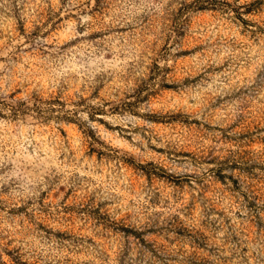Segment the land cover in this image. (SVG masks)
<instances>
[{
  "label": "rangeland",
  "instance_id": "rangeland-1",
  "mask_svg": "<svg viewBox=\"0 0 264 264\" xmlns=\"http://www.w3.org/2000/svg\"><path fill=\"white\" fill-rule=\"evenodd\" d=\"M220 1L0 0V97L84 100L0 117V264H264V0Z\"/></svg>",
  "mask_w": 264,
  "mask_h": 264
},
{
  "label": "trees",
  "instance_id": "trees-1",
  "mask_svg": "<svg viewBox=\"0 0 264 264\" xmlns=\"http://www.w3.org/2000/svg\"><path fill=\"white\" fill-rule=\"evenodd\" d=\"M200 3H197L193 6L195 10H207V9H216L219 6H227L228 3L220 0H198ZM255 4H259L258 1H254L250 4L245 5V13L250 12L256 8ZM254 7V8H253ZM237 16L240 15L236 13ZM244 22V21H243ZM147 96V95H146ZM145 96V98H146ZM139 98V97H138ZM143 99H136L135 104L141 102ZM84 100L82 98H78L77 101L71 102V107L67 108V104L57 96H50L47 99H42L40 96L33 93L30 97L25 99H14L13 95L7 96V99L4 97H0V117L8 116L12 119L18 118L28 112L34 113L37 118L42 119H55V120H64L67 122H74V118L78 113V109L83 106ZM133 103V104H134ZM122 109L127 108L128 106H132L130 102H123L121 104ZM87 111V115L89 118L93 117L96 114H101L104 112L103 105H93L88 104L85 105ZM118 107H114V110H117ZM79 125V124H78ZM85 132V131H84ZM88 132V133H87ZM91 129H87L86 134L89 135L91 133Z\"/></svg>",
  "mask_w": 264,
  "mask_h": 264
}]
</instances>
